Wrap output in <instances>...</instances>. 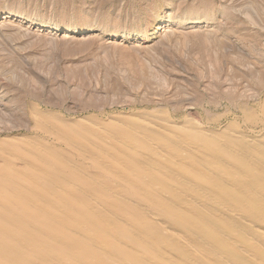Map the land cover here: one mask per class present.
<instances>
[{
	"label": "bare ground",
	"instance_id": "obj_1",
	"mask_svg": "<svg viewBox=\"0 0 264 264\" xmlns=\"http://www.w3.org/2000/svg\"><path fill=\"white\" fill-rule=\"evenodd\" d=\"M153 121L1 143L0 264H264V123Z\"/></svg>",
	"mask_w": 264,
	"mask_h": 264
},
{
	"label": "rangeland",
	"instance_id": "obj_2",
	"mask_svg": "<svg viewBox=\"0 0 264 264\" xmlns=\"http://www.w3.org/2000/svg\"><path fill=\"white\" fill-rule=\"evenodd\" d=\"M263 103L264 0H0L3 146L129 117L250 136Z\"/></svg>",
	"mask_w": 264,
	"mask_h": 264
}]
</instances>
